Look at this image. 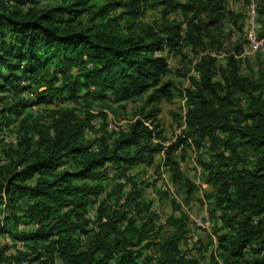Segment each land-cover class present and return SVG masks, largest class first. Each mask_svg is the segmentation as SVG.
<instances>
[{"label":"trees","instance_id":"1","mask_svg":"<svg viewBox=\"0 0 264 264\" xmlns=\"http://www.w3.org/2000/svg\"><path fill=\"white\" fill-rule=\"evenodd\" d=\"M64 1L38 7V0H0V124L27 111L14 140L0 139L8 158L0 164V236L11 241L0 244V264H199L180 252V235L152 240V218L140 213L153 203L127 170L152 162L164 148L158 104L173 98L175 85L163 80L170 67L160 51L167 47L183 55L184 46H197L207 25L224 16V0H95L91 6L89 0ZM157 6L158 20L141 19ZM175 11L185 27L170 19ZM214 62L204 54L194 64L199 78L196 90L186 89L184 136L166 148L165 160L191 192L194 184L171 153L188 138L197 147L210 142L217 165L203 164L226 229L217 235L224 261L247 264L249 248L250 264H264V82L241 74L233 55L214 80ZM82 89L114 102L146 93L149 110L112 145L101 138L93 146L86 131L95 115L88 109L78 113L75 104ZM24 91L36 99L21 96ZM60 97L75 103L59 107L48 122L28 110L32 102ZM240 149L258 153L253 169L236 167ZM109 162L119 174L113 191L104 194ZM143 247L157 259L142 258Z\"/></svg>","mask_w":264,"mask_h":264},{"label":"rangeland","instance_id":"2","mask_svg":"<svg viewBox=\"0 0 264 264\" xmlns=\"http://www.w3.org/2000/svg\"><path fill=\"white\" fill-rule=\"evenodd\" d=\"M64 2V0H38V7H50ZM94 3L95 0H89L87 5L91 6ZM248 6L249 0H224V16L216 24L207 25L201 33L202 41L197 46H184L183 55L176 54L167 47L160 51L170 67V73L164 76L163 80L169 79L175 85L173 98L170 101L162 100L158 104L157 130H160L164 148L155 154L152 162L137 164L127 170V174L135 178L136 186L141 190L143 198L153 203L151 207L140 213L143 219L152 218L149 224L152 240L157 241L160 237L180 235L178 246L180 252L192 256L199 264H234L224 261L226 254L222 253L218 247L217 235L226 229L219 221L220 211L216 205V187L212 182L207 181L209 175L204 166L206 164L214 169L217 165L212 161L215 148H211L210 142L206 139L197 147L192 138H188L186 142L179 143L177 149L171 153V158L178 162L180 172L194 184L191 192L181 180L174 178L173 170L165 160L166 148L178 141L179 137L184 136L186 129L184 115L187 110L186 89L192 88L194 79L199 78L194 64L202 55L207 54L215 58L214 80L220 78V68L225 67L228 57L233 55L237 59L241 74L261 78L264 82V56L251 52L243 33L245 20L248 17ZM160 8L157 6L148 9L141 19L149 22L158 20ZM260 8L264 10V0H258V11ZM169 17L175 22H181L185 27L184 16L179 11L171 13ZM259 19L264 32V13L260 11ZM202 20L206 22L207 18L202 16ZM42 89L43 87L39 90ZM8 94L11 100L15 101L11 93ZM21 96L28 98L27 100L36 99L33 91H24ZM145 99L146 93L134 100L114 102L111 96L100 99L95 97L90 90L82 89L76 103L63 97L53 98L32 102L28 110L38 119L48 122L51 114L59 107H70L75 103L78 106V113L83 115L88 109L91 114L95 115L91 120L93 127L86 131V138L93 146H96L101 138H105L106 142L112 145L130 123L149 110ZM23 115L12 122L4 121L0 124L1 140H14L18 120ZM221 143V141L217 143L216 147L218 145L221 149ZM241 151L236 158V167L253 169L258 153L252 149ZM6 158V154L0 152V164L8 159ZM65 166L70 168L67 164ZM106 166L107 173L102 179L104 194L113 191L119 174L118 168H115L116 163L109 162ZM126 179L122 177L119 181H126ZM128 187L129 183H126L123 189ZM2 241L3 238L0 236V244H4ZM8 244L11 245V241ZM143 248L142 258L149 254L152 255L154 261L157 259V255L150 250L151 248ZM253 256L252 250L246 248L244 257L249 261L247 264H250ZM24 264L29 263L24 261Z\"/></svg>","mask_w":264,"mask_h":264},{"label":"built area","instance_id":"3","mask_svg":"<svg viewBox=\"0 0 264 264\" xmlns=\"http://www.w3.org/2000/svg\"><path fill=\"white\" fill-rule=\"evenodd\" d=\"M257 6L258 0H249L248 17L245 20L243 33L251 52L260 53L264 56V35L259 33L260 24L257 21ZM93 212V210L90 211L88 216H93ZM2 242L10 243V240L6 236Z\"/></svg>","mask_w":264,"mask_h":264}]
</instances>
